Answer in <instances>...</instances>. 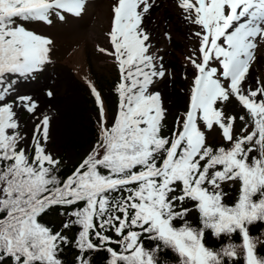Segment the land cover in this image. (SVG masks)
<instances>
[{
	"label": "snow or ice",
	"instance_id": "snow-or-ice-1",
	"mask_svg": "<svg viewBox=\"0 0 264 264\" xmlns=\"http://www.w3.org/2000/svg\"><path fill=\"white\" fill-rule=\"evenodd\" d=\"M83 5L0 0V264H63V248L72 243L77 264H91L90 253L99 250L109 254L107 264H166V250L180 264H264V239L249 230L264 222V86L245 83L257 37L264 40V0H179L199 28L200 55L188 58L197 73L190 106L171 130L160 92L150 90L166 75L142 27L152 4L118 0L109 34L122 74L118 112L110 125L101 120L98 141L64 177L47 148L50 117H42L29 144L14 108L35 114L38 105L30 96H8L49 62L52 41L24 24L49 21L53 9L79 14ZM91 91L103 115L101 93L94 84ZM233 100L247 119L226 112ZM237 120L243 127L234 134ZM214 126L225 145L208 143L205 129ZM235 181L240 192L229 205L222 184ZM54 206L66 216L59 231L43 222ZM193 212L199 226L187 219ZM73 227L74 240L63 231ZM208 231L226 242L208 246ZM146 240L155 246L146 248Z\"/></svg>",
	"mask_w": 264,
	"mask_h": 264
},
{
	"label": "rangeland",
	"instance_id": "rangeland-1",
	"mask_svg": "<svg viewBox=\"0 0 264 264\" xmlns=\"http://www.w3.org/2000/svg\"><path fill=\"white\" fill-rule=\"evenodd\" d=\"M149 2L152 7L143 17L149 25L143 22L142 27L151 35L152 52L163 58L166 70L164 78L156 80L150 90L160 92L166 116L174 113L172 117L176 120L180 109L186 112L190 106L191 88L197 73L188 58L199 59L200 40L194 35L199 28L191 24L188 14L178 6L179 0ZM117 3L118 0H84L79 14L53 9L49 21L24 24L28 30L52 41L49 62L31 78L21 79L8 100L30 96L38 105L35 114L23 107L14 108L20 131L26 135L29 144L42 117H50L47 148L63 162L83 160L89 152L93 142L89 139L87 124L91 118L101 130L102 119L110 125L117 115V89L122 74L118 60L111 54L114 46L109 35L114 26ZM256 43L247 74L250 81L245 82L253 89L264 86V40L257 37ZM76 49L80 52L79 57ZM110 79L114 81L112 85ZM93 84L103 99V115L91 91ZM48 92L52 95L49 96ZM225 110L237 116L245 115L247 119L246 110L235 100L228 103ZM242 127L237 120L235 128ZM205 131L207 140L223 138L218 127ZM231 183L235 189L240 187L239 181L227 182L222 184L224 191ZM224 202H227L226 198Z\"/></svg>",
	"mask_w": 264,
	"mask_h": 264
},
{
	"label": "trees",
	"instance_id": "trees-1",
	"mask_svg": "<svg viewBox=\"0 0 264 264\" xmlns=\"http://www.w3.org/2000/svg\"><path fill=\"white\" fill-rule=\"evenodd\" d=\"M109 82H110V85H112L114 81L110 79ZM173 115L174 113L172 115L166 116L165 123H166V127L169 130H171L174 127L178 117L180 118L183 117L182 110H180L177 113L176 120H173V117H172ZM87 130L89 132V139L93 142L92 147L89 150L90 152L93 146L98 141L101 130H100L99 124L95 122L92 118H91L90 123L87 124ZM240 131L241 129H237V131L235 130L234 133L238 132L235 134H239ZM208 143L214 146H219V145H225L226 142L222 138V140H219V141L208 140ZM253 155H255V153H253ZM80 162H82V159L72 160L68 162L61 161L62 168H61L60 174L64 177H66L67 175H70L75 170V168L79 165ZM226 190H227L225 191L226 201L230 204L234 203V201L238 198L237 196H239L240 187H237L235 189L233 187V183H231V185L228 188H226ZM187 219L193 226H199L200 224L199 214L196 212H193L190 216L187 217ZM65 220H66V216L61 214V209L58 206L52 207L50 210H48L47 214L44 215L43 217V222H45L49 226H52L54 230H58V231L62 230V225L65 222ZM177 226H179V222H177ZM78 230H79L78 228L73 227L70 230H63V231H64V234H66L70 239L74 240L76 238ZM249 230L253 236H260L261 239H264V222L254 223L253 225L250 226ZM232 240L239 243L240 236L238 234H234L232 236ZM205 241L208 246L214 249H219V247L226 242V238L225 237L216 238L212 235L210 231H208L205 233ZM154 246H155L154 241H148V240L145 241L146 248H152ZM258 251H260L261 253H264V245H262L258 249ZM79 255L80 253L78 249L76 248L75 244L72 243L63 248L61 259L63 261V264H77V257ZM162 255L166 256V264H180L179 257L172 251L166 250L165 253H162ZM108 258H109V254L104 250L93 251L90 253L91 264H107ZM4 264H11V262L5 261Z\"/></svg>",
	"mask_w": 264,
	"mask_h": 264
},
{
	"label": "bare ground",
	"instance_id": "bare-ground-1",
	"mask_svg": "<svg viewBox=\"0 0 264 264\" xmlns=\"http://www.w3.org/2000/svg\"><path fill=\"white\" fill-rule=\"evenodd\" d=\"M143 20H144L143 22L145 23L146 26L149 25V24H147V23H149L148 20H145V19H143ZM143 22H142V23H143ZM144 23H143V25H144ZM144 30H145V29H144ZM75 52H78L77 55H78V57H79L80 52H79L77 49L75 50ZM248 74H249V73H248ZM248 81H250V76H247V77H246V82H248ZM246 85H247V84H246Z\"/></svg>",
	"mask_w": 264,
	"mask_h": 264
}]
</instances>
